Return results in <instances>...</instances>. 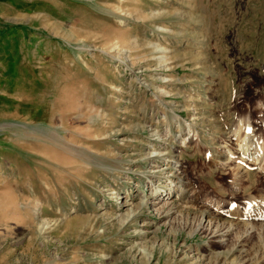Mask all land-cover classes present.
Returning <instances> with one entry per match:
<instances>
[{"label": "rangeland", "instance_id": "obj_1", "mask_svg": "<svg viewBox=\"0 0 264 264\" xmlns=\"http://www.w3.org/2000/svg\"><path fill=\"white\" fill-rule=\"evenodd\" d=\"M261 200L264 0H0V264H264Z\"/></svg>", "mask_w": 264, "mask_h": 264}, {"label": "bare ground", "instance_id": "obj_2", "mask_svg": "<svg viewBox=\"0 0 264 264\" xmlns=\"http://www.w3.org/2000/svg\"><path fill=\"white\" fill-rule=\"evenodd\" d=\"M170 134V132H168V135ZM171 136L173 137V139L172 140H176V137L177 136H173V134L171 133ZM240 144V143H239ZM245 146V145H244ZM252 146H254V145H252ZM257 146V145H256ZM255 146V147H256ZM243 148V147H242ZM257 148V147H256ZM255 149V148H254ZM156 149H154V151H155ZM153 151V152H154ZM242 153H243V156L245 155H249L250 153H251V151L250 150H248V145L246 146V147H244L243 149H242ZM247 151H248V153H247ZM153 152L151 153V155L153 154ZM165 152H167V149L165 150ZM259 153V152H258ZM166 154H168V153H166ZM165 154V155H166ZM262 154V153H261ZM260 154V155H261ZM251 155H252V153H251ZM263 155V154H262ZM156 157H161L160 156V154H158V155H155ZM259 156V155H258ZM170 162H172V161H170ZM182 167H183V165H182ZM185 169L183 168V171L181 172V175L179 176H174L175 177V179L174 178H168V181L169 182H172V184H174V188L173 187H171L170 188V190H168V191H171V193H164V191L162 190V188L164 187V186H162V184H153V182H151L150 183V186H149V188H148V190H149V197H147L148 198V204H150V206L152 207V208H154L155 210H157L158 211V214H161V218H162V216H163V214H165L166 216V218L167 217H169L170 215H173V214H175V213H177V212H182L181 210H184V208H185V206H184V204H182L181 202H183L182 201V199H183V197L187 194V192L189 191V190H187V186H185V188H181V187H183L184 185L182 184L181 186H178V184H181L182 182H184L185 181V179H186V173H185ZM176 180L178 181V182H176ZM166 192V191H165ZM176 197H178V200H175V199H177ZM122 198V197H121ZM127 198V197H126ZM130 198V197H129ZM169 198H172V199H169ZM175 198V199H174ZM123 199V198H122ZM251 202V201H250ZM123 202H121L120 204H122ZM183 203H185V202H183ZM255 203V202H254ZM145 204V203H144ZM143 204V205H144ZM186 204V203H185ZM248 204V203H247ZM259 204H261V206H262V208H264V200H263V202H262V200H261V203H259ZM124 205H127V204H124ZM123 205V206H124ZM252 205H253V203H252ZM121 206V205H120ZM147 207H149L148 205H146ZM249 206V205H248ZM141 207V206H140ZM140 207H137L138 209L140 208ZM255 207H257V206H255ZM121 208V207H120ZM253 207L251 206V208L249 207V211L247 212V213H245V214H235V217H237L238 219H240V221H248V220H250L251 218H254V220H263L264 219V209L261 211V208L260 207H258V210L259 211H256L255 212V209L256 208H253ZM138 211V210H137ZM132 211H130V213H129V217L132 215V214H134V212H132ZM136 213V212H135ZM137 215V214H136ZM160 218V219H161ZM249 223V222H248ZM231 224V223H230ZM233 227V226H232ZM227 236V235H226ZM225 236V234H219V235H217V236H215V238L217 239V242H220V243H223L224 244V241L226 240V237Z\"/></svg>", "mask_w": 264, "mask_h": 264}]
</instances>
